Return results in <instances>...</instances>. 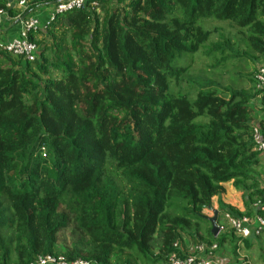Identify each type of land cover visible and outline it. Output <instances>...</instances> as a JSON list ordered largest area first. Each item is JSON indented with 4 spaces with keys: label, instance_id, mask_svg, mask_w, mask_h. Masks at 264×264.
Here are the masks:
<instances>
[{
    "label": "trees",
    "instance_id": "16d2710c",
    "mask_svg": "<svg viewBox=\"0 0 264 264\" xmlns=\"http://www.w3.org/2000/svg\"><path fill=\"white\" fill-rule=\"evenodd\" d=\"M25 1L0 12L49 4ZM94 1L29 31L34 61L0 50V264H168L183 238L239 262L250 238L213 237L204 211L231 183L244 211L220 202L219 230L221 213L264 217V89L239 68L264 65V0Z\"/></svg>",
    "mask_w": 264,
    "mask_h": 264
},
{
    "label": "built area",
    "instance_id": "2783aa9c",
    "mask_svg": "<svg viewBox=\"0 0 264 264\" xmlns=\"http://www.w3.org/2000/svg\"><path fill=\"white\" fill-rule=\"evenodd\" d=\"M50 6L54 8L55 14H62L71 11L88 8L89 11L99 12L98 3L94 0H48ZM14 6L21 10L27 7L25 0H14ZM6 16L5 13L0 12V18ZM18 19V18H17ZM14 19V20H17ZM53 17L50 18L51 21ZM21 24V29L16 38L0 44V50L12 55L13 57H20L26 61H34L38 49L37 46L28 41L27 34L31 30L39 28L37 16L34 14L28 15L25 18L18 19ZM48 21V22H49ZM47 22V24H48ZM46 24V25H47ZM45 25V26H46ZM255 89L257 91L264 89V65H259L254 74ZM251 143L253 150L264 155V129L259 124H252ZM263 203H264V189H263ZM254 210L264 213V204L257 203L253 206ZM223 218L228 228L239 239L251 238L252 236H259L264 229V217L255 214L253 217H236L230 213L225 212ZM182 246V247H181ZM175 248H179L184 256L180 257L176 253H172L168 258V264H218L216 257V245L207 247L204 244L186 243L183 238V244H174ZM28 264H96L88 262L83 259L74 261H65L62 257L55 256H39L36 260ZM235 264H252L248 260L241 259Z\"/></svg>",
    "mask_w": 264,
    "mask_h": 264
},
{
    "label": "crops",
    "instance_id": "0c3cea01",
    "mask_svg": "<svg viewBox=\"0 0 264 264\" xmlns=\"http://www.w3.org/2000/svg\"><path fill=\"white\" fill-rule=\"evenodd\" d=\"M35 15L37 16L39 28H44L47 22L51 17H55L54 8L50 5L43 6L35 11ZM21 24L19 21L14 19H10L7 16H2L0 18V44L4 42H8L9 40L16 38L20 32ZM264 127V124H262ZM260 176H259V184L260 187L264 189V156L260 157ZM225 193L220 198H213L212 206L209 210L204 211V214L210 218L213 216L214 212L219 211V203L221 202L224 205H230L236 208L239 211H244L243 208V200L242 194L237 192L231 183L225 184ZM264 214V213H263ZM218 216V215H217ZM220 219V232L225 231L226 222L223 218V213L219 214ZM184 241L189 243L185 238ZM238 249V260L248 258H253L252 264H264V232L261 233V237L256 239L255 237H251L248 240V243H244V241H240ZM258 253V255H257ZM217 257L218 264H235L236 261L233 260V257L227 254H215ZM252 256V257H251ZM244 257V258H242Z\"/></svg>",
    "mask_w": 264,
    "mask_h": 264
},
{
    "label": "rangeland",
    "instance_id": "374dc122",
    "mask_svg": "<svg viewBox=\"0 0 264 264\" xmlns=\"http://www.w3.org/2000/svg\"><path fill=\"white\" fill-rule=\"evenodd\" d=\"M213 26H221V27H223V34H228V33H230L231 35H234L235 34V31L234 30H230V28L228 27V26H226V24H219V23H215V24H212ZM210 27H211V25H210ZM43 28V27H42ZM213 37V39L214 40H216V35H213L212 36ZM239 37L240 36H237V35H235V41H237V42H239ZM212 39V40H213ZM239 48H241L242 50L245 48L244 47V45L241 43V42H239ZM200 59L203 61L204 60V58H203V56H200ZM246 65H244V63H242L240 66H239V68L240 67H245L246 68V70L244 71V72H249L250 70H253L254 68H257L259 65H260V63H253V62H251V61H246ZM229 77L230 76H228V75H222L221 76V80L220 81H222L223 82V84H228L229 83ZM210 217H212V216H210ZM68 234H69V231H67L66 232V237L68 236ZM228 255V254H227ZM257 255H258V253H257ZM252 257V256H251ZM242 258H244V257H242ZM245 259H247V258H245ZM250 261L252 260L253 261V258L251 259V258H248ZM248 260V261H249ZM251 261V262H252ZM253 262H255V261H253ZM252 262V263H253ZM137 264H144V263H142L141 261H137L136 262Z\"/></svg>",
    "mask_w": 264,
    "mask_h": 264
},
{
    "label": "water",
    "instance_id": "95a60500",
    "mask_svg": "<svg viewBox=\"0 0 264 264\" xmlns=\"http://www.w3.org/2000/svg\"><path fill=\"white\" fill-rule=\"evenodd\" d=\"M8 3L11 7H14V0H8ZM216 219H217V212L213 213V216L208 218V221L211 225V229L210 232L212 234L213 237H216L219 234V228L218 225L216 223Z\"/></svg>",
    "mask_w": 264,
    "mask_h": 264
}]
</instances>
